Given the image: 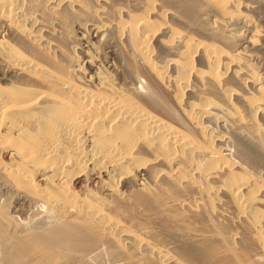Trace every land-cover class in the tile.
Returning <instances> with one entry per match:
<instances>
[{
    "label": "bare ground",
    "instance_id": "obj_1",
    "mask_svg": "<svg viewBox=\"0 0 264 264\" xmlns=\"http://www.w3.org/2000/svg\"><path fill=\"white\" fill-rule=\"evenodd\" d=\"M0 264H264V0H0Z\"/></svg>",
    "mask_w": 264,
    "mask_h": 264
}]
</instances>
